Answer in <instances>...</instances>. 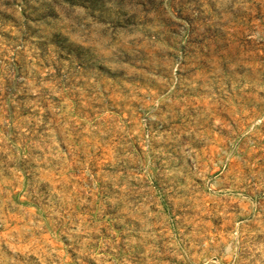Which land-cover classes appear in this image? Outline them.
I'll list each match as a JSON object with an SVG mask.
<instances>
[{"label": "rangeland", "instance_id": "rangeland-1", "mask_svg": "<svg viewBox=\"0 0 264 264\" xmlns=\"http://www.w3.org/2000/svg\"><path fill=\"white\" fill-rule=\"evenodd\" d=\"M0 264H264V0H0Z\"/></svg>", "mask_w": 264, "mask_h": 264}]
</instances>
